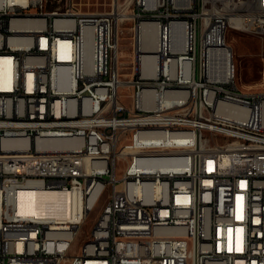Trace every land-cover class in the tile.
Masks as SVG:
<instances>
[{
  "label": "built area",
  "instance_id": "2783aa9c",
  "mask_svg": "<svg viewBox=\"0 0 264 264\" xmlns=\"http://www.w3.org/2000/svg\"><path fill=\"white\" fill-rule=\"evenodd\" d=\"M231 29L264 36V0H0V264H264V93L236 87ZM100 183L119 204L79 240ZM26 189L83 212L23 211Z\"/></svg>",
  "mask_w": 264,
  "mask_h": 264
},
{
  "label": "rangeland",
  "instance_id": "374dc122",
  "mask_svg": "<svg viewBox=\"0 0 264 264\" xmlns=\"http://www.w3.org/2000/svg\"><path fill=\"white\" fill-rule=\"evenodd\" d=\"M74 3L82 13H95L110 10L112 0H74ZM226 41L234 55L236 87L244 93H264V36L231 29L227 33ZM129 44L130 33L125 29L121 44V64L126 69L124 74L132 68ZM124 92L121 91L122 96L125 95ZM100 209L101 202L87 215L78 236L79 240L89 233Z\"/></svg>",
  "mask_w": 264,
  "mask_h": 264
},
{
  "label": "bare ground",
  "instance_id": "6f19581e",
  "mask_svg": "<svg viewBox=\"0 0 264 264\" xmlns=\"http://www.w3.org/2000/svg\"><path fill=\"white\" fill-rule=\"evenodd\" d=\"M20 4H25L28 0H13ZM143 18V7L132 6L130 21H140ZM147 49L155 50L153 39L150 38L145 45ZM131 57V67L133 68V56ZM119 115L123 119H133V111L130 106H121ZM108 117H115V107H108ZM119 135H126V128H119ZM134 139L126 140V147H133ZM123 169L135 171L138 166V156L136 153H124L122 155ZM98 200L101 206H114L119 204V196H114L113 187L109 183H100L98 190ZM20 209L33 214L55 215L62 219L71 218L73 211L77 215L83 212L82 196L80 193L58 192L54 190H23L20 196ZM81 227H77V234H80Z\"/></svg>",
  "mask_w": 264,
  "mask_h": 264
}]
</instances>
